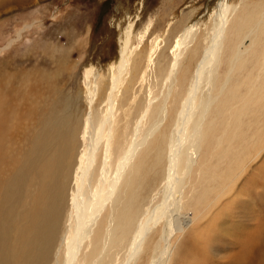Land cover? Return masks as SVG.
Masks as SVG:
<instances>
[{"label":"bare ground","instance_id":"obj_1","mask_svg":"<svg viewBox=\"0 0 264 264\" xmlns=\"http://www.w3.org/2000/svg\"><path fill=\"white\" fill-rule=\"evenodd\" d=\"M125 10L121 62L106 96L86 84L81 106L57 70L23 71L18 89L0 86V264H48L56 237L65 249L53 264H134L157 222L147 264H264V158L252 164L264 148V0H219L203 34L197 20L170 30L174 62L188 46L193 63L165 80L162 104L152 106L148 124L136 123L122 151L109 141L117 155L96 169L103 138L117 129L108 114L128 101L160 43L132 47ZM157 131L167 163L157 200L144 208L141 178ZM72 179L69 223L57 236Z\"/></svg>","mask_w":264,"mask_h":264},{"label":"rangeland","instance_id":"obj_2","mask_svg":"<svg viewBox=\"0 0 264 264\" xmlns=\"http://www.w3.org/2000/svg\"><path fill=\"white\" fill-rule=\"evenodd\" d=\"M218 2L219 0H0L1 91L11 87L18 89L19 84L22 83L19 78H22L25 73L23 71L44 70L50 72L57 70L56 79L61 87L63 86V91L75 99L80 98L81 106L82 104L83 107L86 106L84 90L85 86L89 84L94 92L98 89L97 97L99 95L100 97L106 96V88L111 84V78L121 62L120 33L126 23L125 9H128L133 19L130 42L133 44L132 47L146 48L155 37L159 39L160 43L149 67L139 75V79L138 76L136 77L135 83L133 82L130 92L126 95L128 101L119 109L112 108L114 111L110 115L108 114V121L112 120L111 125L108 123L109 126L113 127L116 123L114 129H117L109 139L103 138L106 140L97 151L94 162L97 169L102 160V163L107 161V159L104 160V157L111 151H115L116 154V147L111 146L113 141L122 151L132 139L136 123L146 120V124H148V114L152 106L162 104L161 100L163 99L160 94L164 90L163 87L165 88V80L169 81L168 78L172 75L178 77L183 68H187L191 62L193 63L191 58L195 57V52L190 54L188 46L181 51L182 56L179 55L178 59H180H177V64L174 62L175 42L174 39L168 40L170 30L197 20L199 21L197 32L203 34V23L208 22V17L214 13ZM120 4H122L121 7ZM115 5L119 7V10L114 8ZM139 36H142V39ZM139 40L141 41L139 42ZM171 49L173 50L171 51ZM193 66H191V70ZM95 75L97 79H95ZM124 83L125 81L120 82V84ZM150 87L155 88L154 91L157 94V98H153V100L147 95ZM95 98L93 96V106L94 103L96 104ZM148 98L149 100H147ZM106 100L107 98H104L100 104L97 103L98 110L102 112L106 110L105 107L108 103ZM80 105L76 104L75 108L80 109ZM165 105V115L161 116L164 124L169 121L171 113L170 104ZM116 114L118 115L116 116ZM160 130L162 135L163 130ZM159 134L157 131L149 139L146 168L143 170L147 174L140 177L145 182L144 187L142 184L140 193L144 197L142 198L144 202L141 203L144 208L157 200L167 163L165 155H162L164 153H160L159 150L163 148V138ZM79 148L82 149L81 142ZM159 157L160 159H158ZM262 157L264 158V148L252 164L260 163L263 160ZM111 168L114 169L112 166ZM71 181L64 219L59 224L57 236L59 233L62 236L61 232L69 223L66 221V214L70 207L68 198L70 199L74 188V180ZM262 183L259 192L263 197L264 182ZM132 200L138 203L134 196ZM262 215L264 217V213ZM154 226L156 229L148 237L144 252L137 256L134 264H147L149 257L153 254L154 244L159 238L161 227L159 222ZM60 241L56 237L48 264H53L56 262V258L63 256L65 246Z\"/></svg>","mask_w":264,"mask_h":264}]
</instances>
